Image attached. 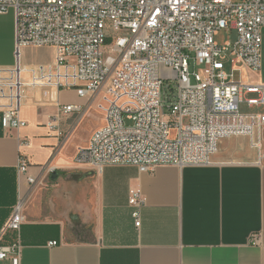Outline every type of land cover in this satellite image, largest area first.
Instances as JSON below:
<instances>
[{
  "label": "built area",
  "instance_id": "built-area-1",
  "mask_svg": "<svg viewBox=\"0 0 264 264\" xmlns=\"http://www.w3.org/2000/svg\"><path fill=\"white\" fill-rule=\"evenodd\" d=\"M9 10L15 13L16 60L0 67L4 131L26 124L20 117L25 88H74L88 96L84 108L97 98L104 110L105 123L74 155L97 171L213 165L219 142L235 136L260 149L264 113L242 112L240 105L264 108V83L235 79L234 72L261 68L264 0H0V14ZM223 29L235 39L215 41ZM32 47H51L52 61L25 63L21 51ZM46 99L57 108L47 126L65 137L60 121L83 106L51 94ZM17 166L29 185L37 182L23 154ZM129 204L138 227L139 190H130ZM23 207L17 200L0 228V261L20 264Z\"/></svg>",
  "mask_w": 264,
  "mask_h": 264
},
{
  "label": "crops",
  "instance_id": "crops-1",
  "mask_svg": "<svg viewBox=\"0 0 264 264\" xmlns=\"http://www.w3.org/2000/svg\"><path fill=\"white\" fill-rule=\"evenodd\" d=\"M261 37V68L240 69L242 80L264 83V28ZM15 45V13L9 10L0 14V67L15 63ZM68 93L74 98L64 99ZM50 94L60 103L83 106L60 121L65 137L47 126L57 111L46 99ZM88 101L74 88L57 93L25 88L20 106L25 126L0 127V228L23 199L20 264H264V128L259 150L247 137L222 139L213 165L97 171L74 155L105 123L103 109L89 136L65 148L84 113L92 104L97 107L96 98L84 108ZM251 111L264 113V108ZM21 154L37 178L32 186L18 172ZM45 165L54 171H42ZM132 189L143 200L138 227L129 204Z\"/></svg>",
  "mask_w": 264,
  "mask_h": 264
},
{
  "label": "rangeland",
  "instance_id": "rangeland-1",
  "mask_svg": "<svg viewBox=\"0 0 264 264\" xmlns=\"http://www.w3.org/2000/svg\"><path fill=\"white\" fill-rule=\"evenodd\" d=\"M235 39V33L228 30H221L216 36L215 41L219 44H223L227 40L233 41ZM53 59V49L51 47H32L26 48L24 50L23 60L27 64H35L41 62H51ZM231 64L229 62L225 63V70L230 72ZM239 72H234V78H239ZM173 82V81H172ZM252 95H249V97ZM64 99H73L74 96L71 93L67 94V97ZM242 112H250L251 109H248L244 104H241ZM101 108H97L92 104L90 108L84 113L82 118L76 124L72 134L69 136L68 140L65 143V148L70 149L74 147L79 141L84 140L89 136L91 131L101 122ZM126 123L129 121L125 120ZM2 128V126H1ZM237 139H242L241 136L235 137Z\"/></svg>",
  "mask_w": 264,
  "mask_h": 264
},
{
  "label": "trees",
  "instance_id": "trees-1",
  "mask_svg": "<svg viewBox=\"0 0 264 264\" xmlns=\"http://www.w3.org/2000/svg\"><path fill=\"white\" fill-rule=\"evenodd\" d=\"M0 127H1V121H0Z\"/></svg>",
  "mask_w": 264,
  "mask_h": 264
}]
</instances>
